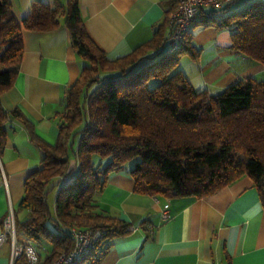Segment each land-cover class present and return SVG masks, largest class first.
<instances>
[{"label":"trees","instance_id":"1","mask_svg":"<svg viewBox=\"0 0 264 264\" xmlns=\"http://www.w3.org/2000/svg\"><path fill=\"white\" fill-rule=\"evenodd\" d=\"M233 1L219 10L221 16L215 9L199 13L193 25L230 29L231 48L249 65L264 64V1L225 15ZM173 7L149 40L110 59L87 34L79 0H66L65 5L35 1L20 21L9 0H0V95L17 76L23 29L47 32L62 24L83 60L55 113L54 142L43 140L27 124L40 162L23 181L17 209L28 210L29 216L15 218V231L33 243L36 264H53L73 247L68 225L91 233L86 253L75 264H98L111 239L130 231L128 222L95 211L93 196L113 172L126 169L134 191L167 198L205 197L247 175L264 207V80L239 78L217 94L196 91L180 68L184 53L197 55L191 32L175 51L162 43ZM12 117H20L18 109L7 111L0 102V150ZM128 162H133L129 168ZM55 186L51 209L48 194ZM43 245L45 257L38 250Z\"/></svg>","mask_w":264,"mask_h":264},{"label":"crops","instance_id":"2","mask_svg":"<svg viewBox=\"0 0 264 264\" xmlns=\"http://www.w3.org/2000/svg\"><path fill=\"white\" fill-rule=\"evenodd\" d=\"M35 1L51 5L54 0H9L15 18L26 17ZM253 1L234 0L225 15ZM171 4L170 0H79L87 34L110 59L149 40ZM208 10L200 7L196 19ZM190 32L197 55L184 53L180 68L196 91L217 94L239 78L264 80V64L249 65L231 48L230 29L196 23ZM22 38L17 76L0 95L5 110L20 113L7 122L0 150V233L9 206L18 221L29 216L17 204L24 179L39 166L40 151L30 139L27 124L43 140L54 142L58 132L55 113L61 110L66 90L78 78L83 63L62 24L47 32L23 29ZM55 194L51 201L48 198L51 209ZM93 200L95 211L130 224L128 233L111 239L98 264H264V207L247 175L205 197L167 198L134 191V180L125 169L111 173ZM166 202L168 218L162 219ZM48 226L56 230L53 221ZM17 238L31 242L22 232ZM4 246L0 264H10L9 239L0 250ZM14 264L28 263L21 257Z\"/></svg>","mask_w":264,"mask_h":264},{"label":"built area","instance_id":"3","mask_svg":"<svg viewBox=\"0 0 264 264\" xmlns=\"http://www.w3.org/2000/svg\"><path fill=\"white\" fill-rule=\"evenodd\" d=\"M173 9L168 17V25L163 40L164 46L169 51H175L182 43L184 35L191 31L194 20L200 7L205 6L209 9H215L216 15H223V11L227 2L230 0H170ZM168 202L161 209V218H168ZM67 230L73 238V247L67 252H62L54 260L53 264H75L82 257L89 246L91 233L88 230L68 225ZM9 239L10 264H14L19 258L24 257L28 264H36L38 261L37 251L31 242H23L18 240L15 231V217L12 207L9 206L8 213L3 220V230L0 233V246Z\"/></svg>","mask_w":264,"mask_h":264},{"label":"rangeland","instance_id":"4","mask_svg":"<svg viewBox=\"0 0 264 264\" xmlns=\"http://www.w3.org/2000/svg\"><path fill=\"white\" fill-rule=\"evenodd\" d=\"M133 163V162H132ZM131 162H128V163H126L125 164V166L127 167V168H129L130 166H131V164H132ZM58 189V187L57 186H55L53 189H51V191L49 192V194H48V198H49V200L51 201V199H52V197H53V195L56 193V190ZM47 246L46 245H43L40 249H38V250H40L39 252L41 253V255H42V257H45V255L47 254V248H46ZM4 249H5V246L2 248V250H0V252L2 253L3 251H4Z\"/></svg>","mask_w":264,"mask_h":264}]
</instances>
